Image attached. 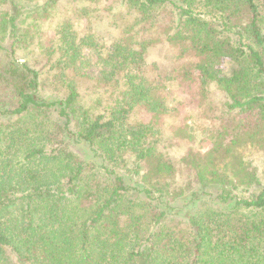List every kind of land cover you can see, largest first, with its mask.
Listing matches in <instances>:
<instances>
[{
  "label": "trees",
  "instance_id": "trees-1",
  "mask_svg": "<svg viewBox=\"0 0 264 264\" xmlns=\"http://www.w3.org/2000/svg\"><path fill=\"white\" fill-rule=\"evenodd\" d=\"M0 264H264V0H0Z\"/></svg>",
  "mask_w": 264,
  "mask_h": 264
},
{
  "label": "rangeland",
  "instance_id": "rangeland-1",
  "mask_svg": "<svg viewBox=\"0 0 264 264\" xmlns=\"http://www.w3.org/2000/svg\"><path fill=\"white\" fill-rule=\"evenodd\" d=\"M49 25H50V23H49ZM44 27H45L46 31H47L49 34H51V33L53 32V28H52L51 25H50V29H48V25H47V24H44ZM44 31H45V30H44ZM203 144H204V145H203L204 148H207V147H208V142H207V141H204ZM80 149L82 150L83 153H85V150H87V149H84L83 147H81Z\"/></svg>",
  "mask_w": 264,
  "mask_h": 264
}]
</instances>
